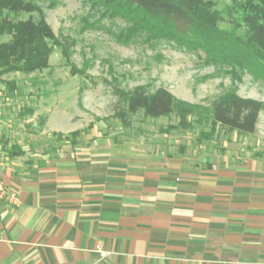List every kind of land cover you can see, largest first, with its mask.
<instances>
[{"label":"rangeland","instance_id":"obj_1","mask_svg":"<svg viewBox=\"0 0 264 264\" xmlns=\"http://www.w3.org/2000/svg\"><path fill=\"white\" fill-rule=\"evenodd\" d=\"M33 1L62 47H53L50 66L42 72L0 76V125L6 124L0 127V159L40 165L84 152L137 156L158 150L199 165L214 151H252L264 138V117L247 141L210 119L213 104L230 92L264 103V63L240 58L244 47L229 39H248L236 13L245 0H214L221 20L210 37L205 28L173 37L154 19L100 0ZM9 40L0 36V43ZM12 82L18 88L13 93ZM138 86L149 94L165 88L195 108L181 107L161 118L130 114L118 90ZM260 146L264 151V140Z\"/></svg>","mask_w":264,"mask_h":264},{"label":"crops","instance_id":"obj_2","mask_svg":"<svg viewBox=\"0 0 264 264\" xmlns=\"http://www.w3.org/2000/svg\"><path fill=\"white\" fill-rule=\"evenodd\" d=\"M261 139L199 165L158 150L1 158L19 204L0 200V264H264Z\"/></svg>","mask_w":264,"mask_h":264},{"label":"trees","instance_id":"obj_3","mask_svg":"<svg viewBox=\"0 0 264 264\" xmlns=\"http://www.w3.org/2000/svg\"><path fill=\"white\" fill-rule=\"evenodd\" d=\"M100 1L107 6L119 10L127 8L144 18L154 19L173 37L185 36L197 28L200 31L205 28L208 32L205 37H210L209 32L221 20V15L213 11L214 0ZM238 6L237 24L247 29L248 39H229L244 47L240 51V58L247 61L259 59L264 63V0H245ZM34 13L38 14L39 19H34ZM23 14L30 16L27 20H21ZM0 36L10 37L8 42L0 43V76L12 72L25 75L42 72L50 66L53 47H62L47 25L43 10L33 0H0ZM8 86L12 93L18 89L13 82ZM118 94L130 114L143 111L151 118L171 115L175 109L182 110L181 107H188L190 111L195 108L177 101L165 88H158L149 94L143 86H138L131 91L118 90ZM263 110V102L230 92L213 104L210 119L214 126L236 132L239 136L253 135ZM27 114H33V111L27 110ZM57 136L59 139L63 137L62 134ZM13 155L16 156L15 153Z\"/></svg>","mask_w":264,"mask_h":264},{"label":"built area","instance_id":"obj_4","mask_svg":"<svg viewBox=\"0 0 264 264\" xmlns=\"http://www.w3.org/2000/svg\"><path fill=\"white\" fill-rule=\"evenodd\" d=\"M0 200H5L12 205H18L19 200L15 192L11 191L0 178Z\"/></svg>","mask_w":264,"mask_h":264}]
</instances>
